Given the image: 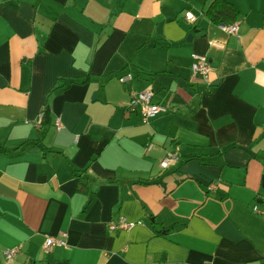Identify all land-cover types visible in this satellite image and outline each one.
Wrapping results in <instances>:
<instances>
[{"label":"crops","instance_id":"obj_1","mask_svg":"<svg viewBox=\"0 0 264 264\" xmlns=\"http://www.w3.org/2000/svg\"><path fill=\"white\" fill-rule=\"evenodd\" d=\"M213 1L0 0V264H264V0H225L238 35ZM147 89L171 111L144 124Z\"/></svg>","mask_w":264,"mask_h":264},{"label":"built area","instance_id":"obj_2","mask_svg":"<svg viewBox=\"0 0 264 264\" xmlns=\"http://www.w3.org/2000/svg\"><path fill=\"white\" fill-rule=\"evenodd\" d=\"M185 18L194 23L197 21L195 15L191 12L186 13ZM218 28L227 35H238L239 26L237 23H222L218 25ZM211 46L223 48L224 45L218 42H211ZM193 63L191 66V76L194 81H201L203 82L206 87H212L210 81V74L212 72V67L210 64V60L208 57L198 54H192ZM130 76L123 77L120 79L121 83H125L126 81L130 80ZM154 92L151 89H147L140 92H131L130 96V103L129 109L131 111H140L143 118V123L148 124L153 119L157 118L160 115L167 114L171 111L169 107L162 106L159 104L154 103ZM42 118L40 119V123ZM55 127L58 131L63 129L62 123L60 120L55 122ZM147 149L151 151L153 149V144H149ZM179 161V156L173 150L167 151L165 157L160 162V166L162 169H168L172 165L177 164ZM215 187L213 185L209 186L208 189L212 190ZM253 211L259 214L264 215V210H261L258 205L253 206ZM138 223L130 222L124 217H120L117 221L112 222L109 224L108 229L112 232L120 231V230H131L134 228ZM66 237L67 233L62 232L60 237H49L46 240V247H52L56 245L66 246ZM19 253V248H14L4 252V258L7 260H13L16 255Z\"/></svg>","mask_w":264,"mask_h":264},{"label":"trees","instance_id":"obj_3","mask_svg":"<svg viewBox=\"0 0 264 264\" xmlns=\"http://www.w3.org/2000/svg\"><path fill=\"white\" fill-rule=\"evenodd\" d=\"M206 16L209 20L215 25H220L222 23H233L237 20L239 16V11L232 3L225 0H214L211 5L208 7L206 11ZM50 129V110L48 107L45 108L42 113V121H41V132L40 138L37 143H42L45 139L48 131ZM29 143L22 144L15 151L23 149ZM14 151V150H13ZM7 150L0 148V153H7ZM79 192H84L82 185L78 186Z\"/></svg>","mask_w":264,"mask_h":264},{"label":"water","instance_id":"obj_4","mask_svg":"<svg viewBox=\"0 0 264 264\" xmlns=\"http://www.w3.org/2000/svg\"><path fill=\"white\" fill-rule=\"evenodd\" d=\"M202 35V34H201ZM204 35V34H203ZM193 35H189L188 40L191 41Z\"/></svg>","mask_w":264,"mask_h":264}]
</instances>
